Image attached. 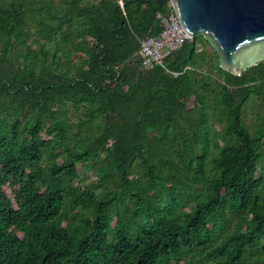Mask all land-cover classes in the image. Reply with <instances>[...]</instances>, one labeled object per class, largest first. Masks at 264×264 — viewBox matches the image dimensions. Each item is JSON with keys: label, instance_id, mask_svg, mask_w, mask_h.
I'll list each match as a JSON object with an SVG mask.
<instances>
[{"label": "trees", "instance_id": "trees-1", "mask_svg": "<svg viewBox=\"0 0 264 264\" xmlns=\"http://www.w3.org/2000/svg\"><path fill=\"white\" fill-rule=\"evenodd\" d=\"M170 8L0 0V264H264V61L144 69Z\"/></svg>", "mask_w": 264, "mask_h": 264}, {"label": "water", "instance_id": "water-1", "mask_svg": "<svg viewBox=\"0 0 264 264\" xmlns=\"http://www.w3.org/2000/svg\"><path fill=\"white\" fill-rule=\"evenodd\" d=\"M176 9L186 40L205 36L235 74L264 61V0H160Z\"/></svg>", "mask_w": 264, "mask_h": 264}, {"label": "built area", "instance_id": "built-area-1", "mask_svg": "<svg viewBox=\"0 0 264 264\" xmlns=\"http://www.w3.org/2000/svg\"><path fill=\"white\" fill-rule=\"evenodd\" d=\"M166 14L159 13L158 17L163 25V30L158 36H149L141 41L137 52L144 69L160 65L166 68V58L185 42L187 32L183 28L176 9L171 5Z\"/></svg>", "mask_w": 264, "mask_h": 264}, {"label": "rangeland", "instance_id": "rangeland-1", "mask_svg": "<svg viewBox=\"0 0 264 264\" xmlns=\"http://www.w3.org/2000/svg\"><path fill=\"white\" fill-rule=\"evenodd\" d=\"M257 115L254 113L252 104H249L246 116V123L253 126L256 121Z\"/></svg>", "mask_w": 264, "mask_h": 264}]
</instances>
